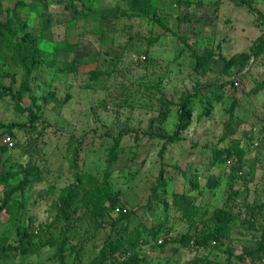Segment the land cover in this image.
I'll return each mask as SVG.
<instances>
[{"label": "rangeland", "instance_id": "rangeland-1", "mask_svg": "<svg viewBox=\"0 0 264 264\" xmlns=\"http://www.w3.org/2000/svg\"><path fill=\"white\" fill-rule=\"evenodd\" d=\"M263 36L264 0H0V264H264Z\"/></svg>", "mask_w": 264, "mask_h": 264}, {"label": "trees", "instance_id": "trees-1", "mask_svg": "<svg viewBox=\"0 0 264 264\" xmlns=\"http://www.w3.org/2000/svg\"><path fill=\"white\" fill-rule=\"evenodd\" d=\"M28 36L23 37L20 41L16 42L14 46L17 49V53L20 56V59L24 63L26 67L27 76H30L33 68L39 64L43 59V52L40 49H35L33 51V55L31 58V62H29V58L27 56V44H28ZM264 42V36L259 40L258 45L254 48V53H258L257 49ZM248 63V62H247ZM6 91V95L11 93V89L4 88L0 86V92ZM129 133V132H128ZM144 136H148L149 134L143 133ZM124 134L120 136L123 138ZM176 140L179 139V136H176ZM111 159L114 161L115 156L112 155ZM13 177L12 174H5L0 176V184L8 179ZM89 181V180H87ZM84 182L81 177L77 179V182L74 184V188H72L67 194L62 197V210L65 212V217L67 218V214L73 211L72 207L76 205L79 191H76L75 188L79 190L84 187ZM114 190L111 186L107 184H99L95 186L92 190L87 193H84L82 200L85 201L88 210L90 211L92 217L98 218L101 214L107 209V204L110 201L111 196L114 194ZM119 207H116V209ZM115 209V211H116ZM262 250L260 252H264V245L261 246ZM110 249V250H109ZM131 246L126 249L121 248V243L116 242L110 248L105 247L99 255V259L96 264H141L143 260H140V257L134 253ZM2 245H0V253L5 251ZM259 252V253H260ZM257 252H252L250 256H254ZM114 257V258H113Z\"/></svg>", "mask_w": 264, "mask_h": 264}, {"label": "built area", "instance_id": "built-area-1", "mask_svg": "<svg viewBox=\"0 0 264 264\" xmlns=\"http://www.w3.org/2000/svg\"><path fill=\"white\" fill-rule=\"evenodd\" d=\"M11 142V139L10 138H8V139H6V143H10ZM116 213H122V210H121V208H117L116 209ZM160 243H163V241L162 240H160Z\"/></svg>", "mask_w": 264, "mask_h": 264}]
</instances>
